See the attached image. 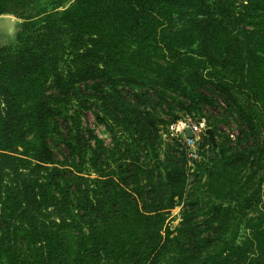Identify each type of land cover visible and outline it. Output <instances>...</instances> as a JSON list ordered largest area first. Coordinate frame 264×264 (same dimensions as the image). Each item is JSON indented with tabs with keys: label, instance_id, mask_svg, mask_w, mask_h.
Listing matches in <instances>:
<instances>
[{
	"label": "trees",
	"instance_id": "trees-1",
	"mask_svg": "<svg viewBox=\"0 0 264 264\" xmlns=\"http://www.w3.org/2000/svg\"><path fill=\"white\" fill-rule=\"evenodd\" d=\"M67 1L0 0V14L23 18L16 42L0 45L1 263L89 264L82 244L74 257L65 256L68 236L59 239L61 229L94 245L102 224L124 218L158 233L164 210L178 201L183 214L174 247L167 235L157 246L149 244L136 264H264V246L257 250L253 243L223 247L225 256L215 261L203 257L220 241L230 214L213 209L206 228L196 220V201L185 195L186 146L174 141L163 162L153 151L154 165L144 164L138 152L155 150L157 141L167 144L162 131L185 114L204 118L216 134L218 122L202 108L221 105L218 96L225 111L238 115L242 135L235 146L223 134L217 147L211 145L215 172L193 162L207 171L210 188L222 193L235 194L236 176L246 166L264 176V134L259 140L249 106L234 94L264 62L258 53L264 51V0H74L57 10ZM29 11L35 13L23 17ZM73 103L78 108L69 114ZM163 105L188 112L163 122L157 112ZM92 106L111 133V148L86 130L91 147L79 125L69 124ZM60 118V140L71 154L67 163L48 143ZM244 140L253 144L237 149ZM90 166L97 177L79 175ZM262 191L245 198V205L257 202Z\"/></svg>",
	"mask_w": 264,
	"mask_h": 264
},
{
	"label": "rangeland",
	"instance_id": "rangeland-1",
	"mask_svg": "<svg viewBox=\"0 0 264 264\" xmlns=\"http://www.w3.org/2000/svg\"><path fill=\"white\" fill-rule=\"evenodd\" d=\"M73 2L74 0H68L63 5L59 6L57 10L62 11L66 9ZM34 13V11H29L24 14L23 17L33 15ZM22 21L23 18L12 13L0 14V45H9L16 42V34ZM258 53H260L261 56H264V51H258ZM253 68L255 72L251 77H248L247 86L244 83H241L243 88L235 90L234 94L238 103L242 104L244 107L249 106L248 110L254 117V122L256 123L260 134V140L264 134V62L257 65V69L256 66ZM224 72L227 78L231 80L235 78L237 80V76H235L234 73H231L230 70H225ZM250 87L254 89V92L249 90ZM124 90L128 92L132 89L125 87ZM243 90H246L247 93H244ZM216 98L221 105H214L213 107L205 106L202 110L210 122H218V131L214 134L217 144L222 141L221 134H223L230 138L229 145L235 146L236 139L242 135L241 128L244 127L241 125L240 119L235 112L230 114L229 111H225V101L221 97L216 96ZM179 100L186 101L183 96L179 97ZM77 108L78 105L76 103L68 105V113L71 114L73 110H76ZM95 112L96 108L94 106L89 109H81L77 115V121L70 119L69 124L74 126L77 124L79 125L85 135L84 141L87 142V144H89L86 140V138L88 139V134L85 132L86 130H91L103 142L106 148H111L113 142L111 133L103 123L97 120ZM157 112L160 115V118L164 120L163 122H166L174 118L173 114L181 116L188 111L182 109L179 105H174L173 108L163 105L162 107H158ZM193 113L196 114L195 112ZM64 123L65 120L61 118L57 120L56 124L59 126V130L52 131L48 137V143L53 149L56 159L60 161L64 160V162L67 163L68 161L65 158L68 157V160H71V154L65 144L60 140L61 134L64 132ZM29 138L33 139L31 135ZM207 140L208 141L202 136L200 147L203 149L202 151H199V162L207 163L210 171L215 172V166L212 162L214 152L211 148L212 144L209 142L208 138ZM250 140H244L240 145L236 146L237 149L244 150L249 148V146L253 144ZM169 141L170 140H167V144L164 142H155V150H149L147 153L140 148L138 152L141 161L144 164L154 165L156 161L153 158L152 152L155 151V154L160 158L159 160L163 162L165 153L171 151L168 146L172 148L175 146L173 142ZM90 143L91 145H89L91 147H95L93 141H90ZM110 164L112 165V168L115 167L111 160ZM188 168L189 176L186 182L185 195L188 201H191V199L196 201L194 203L198 206V209L195 210L196 220L200 225L205 228L207 227L205 220H208L209 216L211 217L214 213L213 209L215 208L220 210L221 213L228 211L230 214L224 222V229L220 241L218 240L216 242L211 249L212 251L209 256H206L207 254L203 255L205 260L210 261L212 259L215 261L217 260V257H224L225 253H222L221 250L223 247L230 245H239L247 248L250 246V243H253V247L257 248V250L263 248L264 195H262L257 202L255 201L249 206H246L244 202L245 198L249 197L256 191L263 194L264 176H261V170L252 173V168L249 166L244 167L236 176L237 183L234 186L236 191H233L235 194H230L227 189L223 193L211 189L207 171L203 169L201 170L197 163L189 162ZM92 170L91 166L87 167V169L79 173V175L88 176L90 178L97 177L98 174ZM248 176L250 179L249 181H247ZM238 192L241 194L238 195ZM71 195L72 197H76V194L73 192ZM182 205V202L177 201L173 208H167L164 210L162 215V226L158 233L154 232L152 229L145 232L143 229H140L139 226L131 224L129 218H124L113 223L102 224L99 228V239L97 244L94 245L89 241H84L86 244L82 243V240L76 236L74 231L70 235L67 231L63 232L61 229L59 239H61L64 234L68 236V238L63 241L62 245L67 249L64 254L67 258L71 259L78 253V246L82 244V250L84 251V253L83 251L82 253L86 255L85 259L89 264H136V261L144 257L143 255H146L145 249L148 248L149 244H156L157 246L166 239L167 235L169 236L168 240L173 243H170V246L172 248L174 247L176 242L175 238L181 227L183 214ZM204 234H209V230ZM210 234L212 235L211 232ZM171 254L172 251L163 255V260H169ZM248 254L249 256L253 255L251 253ZM1 262H3V259H0V264H2Z\"/></svg>",
	"mask_w": 264,
	"mask_h": 264
},
{
	"label": "built area",
	"instance_id": "built-area-1",
	"mask_svg": "<svg viewBox=\"0 0 264 264\" xmlns=\"http://www.w3.org/2000/svg\"><path fill=\"white\" fill-rule=\"evenodd\" d=\"M207 128L204 118L197 120L191 115L185 114L167 125L166 129L162 131V138L165 141H177L186 146L189 162L193 163V160L200 158L199 145ZM187 130L191 131L192 136L187 135Z\"/></svg>",
	"mask_w": 264,
	"mask_h": 264
},
{
	"label": "water",
	"instance_id": "water-1",
	"mask_svg": "<svg viewBox=\"0 0 264 264\" xmlns=\"http://www.w3.org/2000/svg\"><path fill=\"white\" fill-rule=\"evenodd\" d=\"M11 16V15H9ZM206 132L208 134V139H209V142L214 146V147H217V142H216V139H215V135H214V131L211 127H208L206 129ZM187 135L188 136H192V133L190 130H187L186 131Z\"/></svg>",
	"mask_w": 264,
	"mask_h": 264
}]
</instances>
